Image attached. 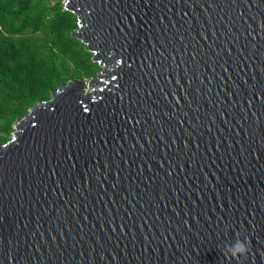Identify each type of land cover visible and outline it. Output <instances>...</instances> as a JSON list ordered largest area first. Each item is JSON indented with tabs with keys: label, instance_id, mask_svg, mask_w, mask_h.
Here are the masks:
<instances>
[{
	"label": "water",
	"instance_id": "obj_1",
	"mask_svg": "<svg viewBox=\"0 0 264 264\" xmlns=\"http://www.w3.org/2000/svg\"><path fill=\"white\" fill-rule=\"evenodd\" d=\"M101 67L0 144V264H264V0H63Z\"/></svg>",
	"mask_w": 264,
	"mask_h": 264
},
{
	"label": "trees",
	"instance_id": "obj_2",
	"mask_svg": "<svg viewBox=\"0 0 264 264\" xmlns=\"http://www.w3.org/2000/svg\"><path fill=\"white\" fill-rule=\"evenodd\" d=\"M77 27L63 0H0V144L53 91L101 70L72 35Z\"/></svg>",
	"mask_w": 264,
	"mask_h": 264
},
{
	"label": "rangeland",
	"instance_id": "obj_3",
	"mask_svg": "<svg viewBox=\"0 0 264 264\" xmlns=\"http://www.w3.org/2000/svg\"><path fill=\"white\" fill-rule=\"evenodd\" d=\"M84 81H86V80H84ZM86 82H88V81H86Z\"/></svg>",
	"mask_w": 264,
	"mask_h": 264
}]
</instances>
